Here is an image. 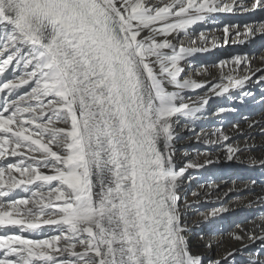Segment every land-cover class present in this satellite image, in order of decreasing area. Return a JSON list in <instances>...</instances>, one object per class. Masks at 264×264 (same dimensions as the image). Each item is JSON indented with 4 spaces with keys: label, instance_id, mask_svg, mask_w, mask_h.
Returning a JSON list of instances; mask_svg holds the SVG:
<instances>
[{
    "label": "snow or ice",
    "instance_id": "1",
    "mask_svg": "<svg viewBox=\"0 0 264 264\" xmlns=\"http://www.w3.org/2000/svg\"><path fill=\"white\" fill-rule=\"evenodd\" d=\"M245 12L264 17V0H0V264H236L241 249L191 251L182 193L190 170L216 161L181 164L176 143L177 125L194 132L212 96L255 75L248 56L222 61L233 67L219 83L183 75L211 50L197 26ZM238 27L223 25L225 44L264 42V21ZM242 64L250 74L233 75ZM211 135L203 143L223 141L229 161L255 148ZM228 211L202 214L209 232ZM241 232L232 238L256 245L243 264H264V228Z\"/></svg>",
    "mask_w": 264,
    "mask_h": 264
},
{
    "label": "bare ground",
    "instance_id": "2",
    "mask_svg": "<svg viewBox=\"0 0 264 264\" xmlns=\"http://www.w3.org/2000/svg\"><path fill=\"white\" fill-rule=\"evenodd\" d=\"M225 15L227 17H224ZM233 15L235 14L221 13L218 14L219 22L217 24L197 26L207 36L211 50L206 53H196L190 57L192 64L185 67L183 75L190 76L197 81H204L209 85L219 83L221 82V77L230 73L233 67L229 63L221 69L219 67L220 63L225 60L231 61L235 56H248L251 61L250 68L255 72V75L252 76V80L248 81L243 90L233 89L225 97L212 96L206 108V117L203 121L198 122L194 132L180 131V125H177L179 138L176 143V158L181 164L191 159H198L201 163L206 159L216 161L213 164L206 165L204 168L190 170L193 175L185 184L184 192L182 193V196L191 205V208L187 211L188 219L186 223L189 229L187 236L192 253L200 254L205 258H218L219 254L227 250L241 249V251L237 252L236 261H238L237 264H243V261L250 255V249L255 248L256 245L250 244L248 248H245L244 244H248L247 238L244 244H241L232 238V234H242L241 230L248 233H258L261 228H264V203H261V200L264 199V167H261L258 163H252L253 160L259 161L264 158V128H261L258 123L253 128H249L250 121L259 122L264 120V82L253 83L259 78L260 70H264V60L261 59L264 56V48L256 54L249 53V49H239L237 53L224 55L218 51V47L220 42L230 47L253 42L232 43V37H229V43L225 44L222 31L223 25L235 24L239 26L238 29L230 28V32L243 31L245 24L258 26L264 19L259 20L255 18V14L247 13V16L240 17L236 22H231L229 19ZM224 18L228 19L225 20ZM198 35L192 38L195 41V43L191 44L192 47H198L202 43ZM239 39H242V37L237 38V40ZM213 40L217 44L215 48H211ZM188 43V41H185L186 45ZM205 69L206 71H204ZM232 74L244 77L249 75L250 72L248 67L242 64ZM224 82L226 83V81ZM198 91L203 93L205 90L201 89ZM242 91H250L252 95L243 97L241 95ZM191 95H195V93ZM228 96L234 98L229 99ZM222 107L228 109L236 108L237 111L218 115V109ZM234 125L239 126L240 133L235 132ZM217 128L222 129L231 137L227 144L238 145L240 148H244L246 144H251L255 145V148L243 154H238V159L227 160L223 141L219 145L203 143L208 138L216 139L211 133ZM197 137H199V140ZM185 153H187V156H185ZM198 153L202 155L198 156ZM10 159L14 158L10 157ZM16 175L18 176V174ZM196 184L198 186L194 187ZM193 193H198L199 195L194 196ZM203 202L213 203L214 205L205 210L201 208ZM220 207L228 208L230 211L212 218L217 220L218 230L209 232L206 227L208 221L203 219L202 214L207 215ZM16 231L18 230L13 229V232ZM24 235L27 236L28 233H24ZM201 236L204 237L203 240H201ZM206 243H211L213 248H206ZM218 244L220 245L219 247H217Z\"/></svg>",
    "mask_w": 264,
    "mask_h": 264
},
{
    "label": "rangeland",
    "instance_id": "3",
    "mask_svg": "<svg viewBox=\"0 0 264 264\" xmlns=\"http://www.w3.org/2000/svg\"><path fill=\"white\" fill-rule=\"evenodd\" d=\"M246 14L247 13L235 14V15L232 16V18H230L231 17L230 16L229 20L231 22H236V21H238V19L240 17L247 16ZM224 17H227V15H225ZM255 18H258L259 20H263L264 19V17L259 16V15H255ZM224 19L226 20L228 18H224ZM256 39H257L256 42L253 41V42H250L249 44H245V45H241V46H237V47L236 46L235 47L225 46L223 44V42H220L219 43V47H218V51L223 53L224 55H228V54H231V53H234V52L237 53L239 49H249L248 50L249 53H255L256 54L258 51H260V50H262L264 48V46H262V44H264V42H261L260 37H258ZM229 168H233V167H229ZM221 179H223V178H221ZM197 186H198V184H196L194 187H197ZM202 204H203V206L201 208H203L205 210L211 208L214 205L213 203H206V202L205 203L203 202ZM237 263H238V261H236V264Z\"/></svg>",
    "mask_w": 264,
    "mask_h": 264
}]
</instances>
